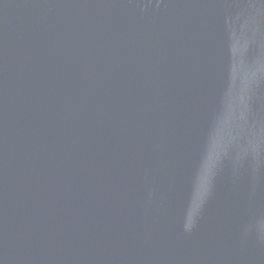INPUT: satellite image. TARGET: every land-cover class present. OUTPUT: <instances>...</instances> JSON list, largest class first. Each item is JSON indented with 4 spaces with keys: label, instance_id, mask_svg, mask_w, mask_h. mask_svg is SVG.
<instances>
[{
    "label": "water",
    "instance_id": "1",
    "mask_svg": "<svg viewBox=\"0 0 264 264\" xmlns=\"http://www.w3.org/2000/svg\"><path fill=\"white\" fill-rule=\"evenodd\" d=\"M0 264H264V0H0Z\"/></svg>",
    "mask_w": 264,
    "mask_h": 264
}]
</instances>
